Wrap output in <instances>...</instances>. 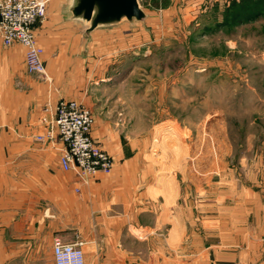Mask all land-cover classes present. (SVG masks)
Masks as SVG:
<instances>
[{"label":"rangeland","instance_id":"obj_1","mask_svg":"<svg viewBox=\"0 0 264 264\" xmlns=\"http://www.w3.org/2000/svg\"><path fill=\"white\" fill-rule=\"evenodd\" d=\"M139 2L143 20L93 30V59L78 75V89L89 83L78 101L113 169L133 159L141 176L170 173L174 192L185 179L211 189L218 178H264V0ZM70 4L47 0L35 25L49 55H66L81 33L66 20ZM258 8L250 19L248 9ZM5 128L0 122V147Z\"/></svg>","mask_w":264,"mask_h":264},{"label":"crops","instance_id":"obj_2","mask_svg":"<svg viewBox=\"0 0 264 264\" xmlns=\"http://www.w3.org/2000/svg\"><path fill=\"white\" fill-rule=\"evenodd\" d=\"M72 5L66 20L82 30L66 55L45 53L49 80L27 73L23 45L0 39V264H55L56 236L83 242L85 264H264V178H218L211 189L185 179L174 192L170 173L141 176L131 158L82 183L60 167V141L35 140L47 105L89 90L77 82L94 33Z\"/></svg>","mask_w":264,"mask_h":264},{"label":"built area","instance_id":"obj_3","mask_svg":"<svg viewBox=\"0 0 264 264\" xmlns=\"http://www.w3.org/2000/svg\"><path fill=\"white\" fill-rule=\"evenodd\" d=\"M47 0H0V39L4 46L21 44L26 48L27 73L49 80L45 66L44 47L38 42L35 25L45 15ZM42 117L45 135L39 141H60L59 164L64 171H74L80 180L89 182L99 173L113 169V158L91 135L92 113L81 102L60 99L55 107L47 105ZM80 190L79 187L76 188ZM55 264H85L83 242L53 239Z\"/></svg>","mask_w":264,"mask_h":264},{"label":"water","instance_id":"obj_4","mask_svg":"<svg viewBox=\"0 0 264 264\" xmlns=\"http://www.w3.org/2000/svg\"><path fill=\"white\" fill-rule=\"evenodd\" d=\"M71 12L75 18L89 23V33L101 25L123 19L141 21L146 17L139 0H73Z\"/></svg>","mask_w":264,"mask_h":264},{"label":"trees","instance_id":"obj_5","mask_svg":"<svg viewBox=\"0 0 264 264\" xmlns=\"http://www.w3.org/2000/svg\"><path fill=\"white\" fill-rule=\"evenodd\" d=\"M263 13L262 8L258 9H248L247 15L250 17V19L256 18L257 15ZM243 17L240 16L239 20L242 19ZM247 18V17H246Z\"/></svg>","mask_w":264,"mask_h":264}]
</instances>
